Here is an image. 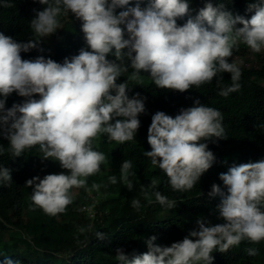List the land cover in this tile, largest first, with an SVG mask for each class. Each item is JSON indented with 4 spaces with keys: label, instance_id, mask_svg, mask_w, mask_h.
<instances>
[{
    "label": "clouds",
    "instance_id": "obj_1",
    "mask_svg": "<svg viewBox=\"0 0 264 264\" xmlns=\"http://www.w3.org/2000/svg\"><path fill=\"white\" fill-rule=\"evenodd\" d=\"M34 2L45 6L34 10L30 20L38 39L17 42L0 33V137L9 142L7 148L0 144V155L8 152L18 158L39 145L43 159L58 161L67 170L26 181L33 188L32 210L52 217L73 203V188L85 187L87 178L107 163L106 155L94 150L95 139L101 134L110 142L134 139L141 125L139 116L147 111V98L140 93L130 97L128 80L117 83L129 69V80L145 72L158 88L180 93L215 80L218 95L228 97L241 89V67L232 59L229 62L234 49L243 43L253 53L264 50V0L248 3L247 11L254 13L250 18L233 15L223 3L214 5L211 0H205L194 16L190 0H147L145 7H141L144 0H135V6H130L131 0ZM2 6L14 5L4 0ZM69 12L82 21L87 48L62 63L43 55L22 59V52H43L42 40L61 28L58 18ZM185 17L183 25L177 23ZM224 73L230 74V85L224 83ZM13 93L25 99L6 108ZM222 121L219 110L199 99L191 107L180 108L174 117L157 111L147 134L151 151L143 155L166 174L174 191L191 190L216 160L207 142L226 139ZM132 169L131 160L120 166L119 180L129 191L136 175ZM108 179L117 183L115 175ZM219 179L224 187L214 183L208 195L220 198L217 211L223 223L206 226L198 219V229L170 246L159 245L157 237L150 236L144 241L147 251L141 254L128 255L117 248L119 264H212L213 252L226 253L245 240H264V159L233 164ZM11 182V169L0 167V183ZM147 188L156 189L157 181ZM141 190L149 197L147 189ZM151 195L162 207L176 206L175 200L158 190ZM131 206L139 211L140 200L133 199ZM96 236L106 238L102 232ZM247 254L259 253L249 248ZM3 264L22 262L5 257Z\"/></svg>",
    "mask_w": 264,
    "mask_h": 264
},
{
    "label": "trees",
    "instance_id": "obj_2",
    "mask_svg": "<svg viewBox=\"0 0 264 264\" xmlns=\"http://www.w3.org/2000/svg\"><path fill=\"white\" fill-rule=\"evenodd\" d=\"M3 2L0 0V33L11 36L17 42L38 39L30 27V20L35 16L34 10H43L45 6L34 0H11L14 6L8 8L2 6ZM211 2L214 5L223 3L233 15L250 18L254 14L247 11L246 0ZM146 3L147 0H144L141 7H145ZM204 3L205 0H190L193 16ZM130 6H135V0H131ZM120 10L123 9H117V12ZM58 19L62 25L56 31L58 41L54 48L43 39L40 45L43 52L37 49L22 52V59L43 55L62 63L64 58L78 55L81 48H87L81 31L82 21L70 12ZM186 19H179L177 23L183 25ZM245 47L239 44L229 62L231 59L237 62L235 57L244 54ZM108 58L114 59L113 56ZM238 65L242 71L241 89L228 97L218 95L215 80L180 93L158 88L145 72L140 73L143 79L139 78V83L129 80L132 69L118 78L117 83L128 80L130 97L140 93L147 98V111L139 116L141 125L133 140L110 142L106 134H101L93 141L94 150L103 152L107 163L113 165L111 176L117 177V183L111 184L110 176L103 172L107 163L101 165L99 173L87 178L85 187L71 190L73 203L55 217L44 214L40 209L32 210L33 188L27 187L26 181L34 176L43 178L46 174L67 170L62 169L58 161L43 159L39 145L26 149L18 158L8 152L0 155V167L11 169L12 176L10 184L0 183V253L3 254L0 255V264L5 257L18 259L22 264H119L115 258L117 248H122L128 255L141 254L147 251L144 241L150 236L157 237L155 243L170 246L182 240L189 231L198 229V219L202 218L206 226L223 223L217 211L220 198L208 195L211 186L215 183L223 188L219 174L227 172L233 164L264 159V83L261 81L264 80V59L258 67ZM223 78L225 84H231L229 73H224ZM34 98L39 99V96ZM24 99L13 93L6 101V108L13 103H22ZM196 99L222 113L226 139L208 141V148L216 157L213 166L191 190L174 191L166 174L152 166L150 159L143 155L144 151H151L147 142L148 128L152 115L157 111L174 117L180 108L193 106ZM8 143L0 137V144L5 148ZM124 160L133 162L132 171L136 173L132 177L134 187L131 191L119 180ZM152 180L157 181L156 189L147 188ZM93 184L99 187L94 188ZM142 187L147 189L149 197H145ZM155 190L175 200L176 206L172 209L162 207L151 195ZM133 199L140 200L139 211L131 206ZM86 203L94 204L98 211L96 218L91 219L83 210L82 205ZM97 232L105 233L106 238L98 239ZM249 248L257 249L259 254L249 256ZM212 256V264H264V240L259 243L245 240L226 253L217 251Z\"/></svg>",
    "mask_w": 264,
    "mask_h": 264
},
{
    "label": "rangeland",
    "instance_id": "obj_3",
    "mask_svg": "<svg viewBox=\"0 0 264 264\" xmlns=\"http://www.w3.org/2000/svg\"><path fill=\"white\" fill-rule=\"evenodd\" d=\"M247 3L252 2V0H246ZM69 17V16H67ZM62 25V24H61ZM45 43L50 46L51 48H54L56 42L58 41V35L54 33L50 37L44 38ZM243 44V43H240ZM238 64L244 66V67H258L260 65L261 60L264 59V50L261 51V53H253L250 49L245 47L244 54L240 56L235 57ZM143 79L142 77H140ZM140 79H134L133 82L139 83ZM146 80V79H145ZM262 83H264V80H261ZM151 111V110H150ZM113 165L110 163L106 164L105 169L103 172H105L108 176H111L113 173Z\"/></svg>",
    "mask_w": 264,
    "mask_h": 264
},
{
    "label": "built area",
    "instance_id": "obj_4",
    "mask_svg": "<svg viewBox=\"0 0 264 264\" xmlns=\"http://www.w3.org/2000/svg\"><path fill=\"white\" fill-rule=\"evenodd\" d=\"M82 208L88 214V216L91 219L96 218L98 211H97L96 207H94V204H87L86 203V204L82 205Z\"/></svg>",
    "mask_w": 264,
    "mask_h": 264
}]
</instances>
